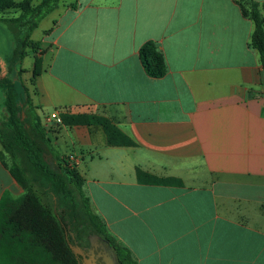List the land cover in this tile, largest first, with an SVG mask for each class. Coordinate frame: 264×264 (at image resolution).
Masks as SVG:
<instances>
[{"label":"crops","instance_id":"crops-1","mask_svg":"<svg viewBox=\"0 0 264 264\" xmlns=\"http://www.w3.org/2000/svg\"><path fill=\"white\" fill-rule=\"evenodd\" d=\"M253 3L264 15V0H60L38 25L53 16L32 39L44 53L31 102L137 264H264V70L242 8ZM78 114L134 145L63 124ZM3 151L0 205L25 194ZM138 169L181 184L142 183Z\"/></svg>","mask_w":264,"mask_h":264},{"label":"trees","instance_id":"trees-1","mask_svg":"<svg viewBox=\"0 0 264 264\" xmlns=\"http://www.w3.org/2000/svg\"><path fill=\"white\" fill-rule=\"evenodd\" d=\"M33 2L34 0H0V12H22L17 19L0 20L13 28L18 27L17 25L28 26L29 34L17 44L13 54L14 58L23 61L27 57V48L34 51L31 82L35 84L43 71L41 56L44 51L41 43L33 41L30 35L58 6L60 0H42L37 5ZM242 8L245 17L255 22L251 46L259 52L264 70V15L254 3L250 8L242 4ZM147 49L158 55L154 44H148ZM145 53L143 49V63L148 73L154 77L162 76L164 70L153 71ZM0 85H5L8 91L7 110L10 113L9 121L3 123L4 126L0 123V142L4 151L14 159L12 167L6 165V162L4 165L25 190L21 198L5 199L0 205V263L1 257L6 253L11 257L13 264H37L28 254L29 251H35L36 256L48 255L58 264H79L66 234V228L69 227L79 240H85L92 234L106 238L113 245L119 264H137L130 251L116 243L103 219L94 211L92 201L84 189V177L77 164L57 150L50 135L51 131L43 125L38 108L31 102L29 89L27 91L21 86L26 100L19 106L16 101V85L1 77ZM62 121L68 127H103L110 146L134 145L133 141L106 117L90 114L63 115ZM138 176L145 184H181L173 178H159L139 169Z\"/></svg>","mask_w":264,"mask_h":264},{"label":"rangeland","instance_id":"rangeland-1","mask_svg":"<svg viewBox=\"0 0 264 264\" xmlns=\"http://www.w3.org/2000/svg\"><path fill=\"white\" fill-rule=\"evenodd\" d=\"M42 2V0H41ZM40 2V3H41ZM35 5V0L33 2ZM39 3V4H40ZM22 12L20 10H9L0 12V19H17L20 17ZM53 17V16H52ZM52 17H47L40 27L32 32L30 35V38L39 41L42 38H45L46 30L48 27L52 25ZM16 26V25H15ZM11 27L8 23L0 20V77L9 79L12 84L16 85V92H17V98L16 101L19 106L23 105V103L26 100V94L23 91V88L21 87L23 85L24 88L28 89L32 86V72L34 67V61H35V54L34 51L31 48H27V57L20 61L19 59L14 58L15 50L17 48V44L19 42H22L24 38L29 34L28 26L26 27ZM5 85H0V123L1 125H5L3 123H7L10 119V113L8 108V96H7V89L4 87ZM39 114V113H38ZM48 129L52 132L50 135L52 138L55 136V128L48 127ZM59 151V150H58ZM60 152V151H59ZM60 154H62L60 152ZM3 159L6 162V165L12 167L14 164V159L11 154L7 153L6 151H3ZM1 220V216H0ZM70 229L69 227L66 228L68 231ZM72 231V230H71ZM73 232V231H72ZM69 243H72V236L70 233H67ZM94 236V234H92ZM74 245V244H73ZM29 257H32V259L37 264H58L55 263L50 256L43 255L41 259L40 256L35 255V251H29ZM13 264L11 257L8 256L6 253L1 257V263L0 264Z\"/></svg>","mask_w":264,"mask_h":264},{"label":"flooded vegetation","instance_id":"flooded-vegetation-1","mask_svg":"<svg viewBox=\"0 0 264 264\" xmlns=\"http://www.w3.org/2000/svg\"><path fill=\"white\" fill-rule=\"evenodd\" d=\"M67 233L72 236V242L75 240L73 244L79 246L84 252V255L74 253L79 264H104L105 252L113 249V245L104 237L90 235L85 240H79L70 229L66 230Z\"/></svg>","mask_w":264,"mask_h":264},{"label":"water","instance_id":"water-1","mask_svg":"<svg viewBox=\"0 0 264 264\" xmlns=\"http://www.w3.org/2000/svg\"><path fill=\"white\" fill-rule=\"evenodd\" d=\"M73 242H75V240ZM69 245L71 247V250L75 254L84 255V252L80 250L81 248L79 246L73 245L72 243H69ZM103 263L104 264H119V260H118V257L114 249H110L105 252V255L103 256Z\"/></svg>","mask_w":264,"mask_h":264},{"label":"built area","instance_id":"built-area-1","mask_svg":"<svg viewBox=\"0 0 264 264\" xmlns=\"http://www.w3.org/2000/svg\"><path fill=\"white\" fill-rule=\"evenodd\" d=\"M50 117H51L52 120H58L59 117H60V114L57 113V112H55V113H53Z\"/></svg>","mask_w":264,"mask_h":264}]
</instances>
